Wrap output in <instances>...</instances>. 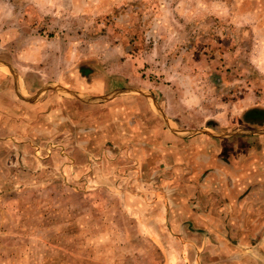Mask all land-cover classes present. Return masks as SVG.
I'll list each match as a JSON object with an SVG mask.
<instances>
[{
	"label": "rangeland",
	"instance_id": "374dc122",
	"mask_svg": "<svg viewBox=\"0 0 264 264\" xmlns=\"http://www.w3.org/2000/svg\"><path fill=\"white\" fill-rule=\"evenodd\" d=\"M230 156L259 191L264 0H0V264H218L177 216Z\"/></svg>",
	"mask_w": 264,
	"mask_h": 264
},
{
	"label": "crops",
	"instance_id": "0c3cea01",
	"mask_svg": "<svg viewBox=\"0 0 264 264\" xmlns=\"http://www.w3.org/2000/svg\"><path fill=\"white\" fill-rule=\"evenodd\" d=\"M205 144L208 149L210 143ZM206 148L203 150H206ZM232 159L230 156L228 158L229 163L219 164L214 168L217 171V176H221L215 178L216 186H218V183H222V177L227 175L230 176V180H228L230 184L225 185L229 187L227 191L223 187L220 188L221 194L216 202L214 201L215 209H213L212 214L211 210L208 212L207 210L200 212L191 210L192 214L188 216L189 209L181 199L179 204L183 207V213L178 214L177 217H180L183 221V225H181L183 230L186 226L185 219L206 220L203 221L205 228L199 230L197 234L214 235L215 240L211 244L214 253L217 252L220 255L218 264H226L223 263V256L227 255L231 260H237L235 263L231 262L230 264H264V237L262 238L263 244H257L251 240L255 234L264 236V179L262 178L260 184H257L260 190L255 191V184L253 183L255 180L252 177L258 176L259 173L256 172L260 170L253 168V166L251 168L248 164L237 166L235 165L237 163L233 162ZM175 181L177 182L175 186L180 187L182 184V182L180 184L181 179L176 178ZM199 200L202 201L201 198ZM187 202L192 203L190 200H187ZM255 202H261V207L257 210H253ZM180 206L179 209L182 211ZM174 217H176V214H174ZM256 255H259L260 258ZM253 257H255V260Z\"/></svg>",
	"mask_w": 264,
	"mask_h": 264
}]
</instances>
